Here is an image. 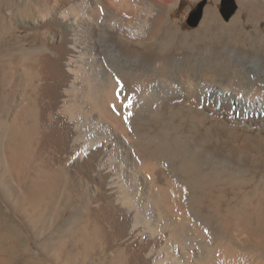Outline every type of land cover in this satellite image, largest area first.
Masks as SVG:
<instances>
[{
  "label": "bare ground",
  "instance_id": "bare-ground-1",
  "mask_svg": "<svg viewBox=\"0 0 264 264\" xmlns=\"http://www.w3.org/2000/svg\"><path fill=\"white\" fill-rule=\"evenodd\" d=\"M175 2L0 0V22L9 20L10 31H43V44L27 42L31 47H20L19 53L33 51L22 59L32 60L40 70L29 80L42 86L38 97L47 103L58 136L79 142L64 158L101 187L103 206L97 203L100 212L92 210L89 216H101L104 222L94 224L97 232L108 249L119 250L110 264H264V233L255 246L246 236L233 242L225 220L214 225L208 213H196L201 203L197 193L210 191L224 177L243 183L255 178L259 161H249L247 155L257 153L263 159L264 138L229 131L231 142L240 139L241 146L229 157H219L220 148L213 151L211 144H202L193 127L207 120L200 107L264 125V0H238L240 9L230 21L206 7L192 32L171 21ZM116 81L124 85L122 93ZM129 87L135 110L132 122L125 123L112 106L121 95L128 99ZM79 96L98 116L82 139ZM11 116L10 136L20 140L6 148L14 162L26 149L23 128ZM148 118L161 122L152 128ZM33 123L35 130L42 125L36 117ZM217 129L209 135L218 134ZM45 130L47 138L53 137L50 127ZM119 136L139 138L140 145L135 150L123 146ZM135 155L142 157L137 170L129 163ZM49 178L44 188L34 182L37 192L52 191ZM260 183L264 186V175ZM258 201L263 208L264 192ZM245 202L240 204L243 210L254 201Z\"/></svg>",
  "mask_w": 264,
  "mask_h": 264
},
{
  "label": "rangeland",
  "instance_id": "rangeland-1",
  "mask_svg": "<svg viewBox=\"0 0 264 264\" xmlns=\"http://www.w3.org/2000/svg\"><path fill=\"white\" fill-rule=\"evenodd\" d=\"M225 1L231 2L230 5L233 3L232 8L227 4V15L223 10ZM206 7L215 8L225 21H230L240 9V4L238 0H176L170 10L171 21L183 31L192 32L199 27ZM194 14H199V20L192 25L189 19ZM0 28V264H110L114 253L119 250L108 249L105 238L97 232L94 224L104 222L101 216L94 219L89 216L92 210H100L97 203L103 206L99 193L101 187L97 181L87 176L83 168L76 167L73 162L69 163L70 160L66 161L64 158L74 148L72 145H78L79 142L72 144L58 136V126L49 121L47 103L38 97L42 86H37L38 81L32 85L29 80L40 73V70L32 60L22 59L23 54L19 53L20 47H31L27 42L43 44V40L39 38L43 31L37 30L33 34L31 29L25 27L10 31L9 20L0 22ZM243 45L247 47L246 44ZM27 54L23 56L27 57ZM115 84L122 93L124 85L117 81ZM131 92L130 89L128 99L121 95L122 100L112 106L119 110L125 123L132 122L135 110ZM79 98L82 100V107L78 117H82V122L78 126V133L82 139L90 132L91 120H97L98 116L90 103L80 96ZM200 109L207 120L205 124L192 125L202 144H211L213 151L220 148V152L217 151L219 157H229L234 147L241 146L240 139L231 142V132L258 134L264 138V125L229 119L210 108ZM12 114L15 115V126L23 128L25 139L22 144L26 149L20 159L14 162L10 161L6 151L9 143L20 141L10 136ZM34 117L42 123L38 124L36 130L32 126ZM148 121L152 128L161 122L153 118H148ZM101 125L109 124L101 122ZM44 126L51 128L53 137L47 138L44 135ZM214 128H218V134L209 135V130ZM229 131L231 132L228 134ZM129 139L120 137L123 146H130L135 150L140 145L139 138L134 139L135 141ZM237 142L239 143L236 144ZM236 153L246 157L244 151L238 150ZM247 156L249 161H259V168L254 170L255 178L250 179L249 183H243L236 178L231 181V177H224L210 191L197 193L201 203L196 207V213L199 216L208 213L209 223L214 225L225 220L224 224H229L231 230L228 234V238L232 237L230 240L237 242L246 236L250 239V244L255 246L257 237L264 233V207L261 208L258 204L260 195L264 192V186L260 183L264 175V158L259 159L257 153ZM116 158H119L118 153ZM141 159L140 155H135L129 163L137 170ZM129 170L134 171L131 168ZM49 177H53L52 191L37 192L38 185L34 182H40L44 188V184L50 181ZM247 199L254 201L253 206L243 210L240 204H246ZM70 227L73 228L72 231ZM260 248L264 254V246Z\"/></svg>",
  "mask_w": 264,
  "mask_h": 264
},
{
  "label": "water",
  "instance_id": "water-1",
  "mask_svg": "<svg viewBox=\"0 0 264 264\" xmlns=\"http://www.w3.org/2000/svg\"><path fill=\"white\" fill-rule=\"evenodd\" d=\"M199 20V14H194L193 16H191V18L189 19V23L194 25L197 23V21Z\"/></svg>",
  "mask_w": 264,
  "mask_h": 264
},
{
  "label": "trees",
  "instance_id": "trees-1",
  "mask_svg": "<svg viewBox=\"0 0 264 264\" xmlns=\"http://www.w3.org/2000/svg\"><path fill=\"white\" fill-rule=\"evenodd\" d=\"M229 1H231V0H229ZM230 3H231V2H230ZM230 3L225 1V3H224V9H223L224 12L226 11L225 8H227V4L230 5ZM232 6H233V3L229 6V8H230V7L232 8ZM225 14L227 15L228 12H225Z\"/></svg>",
  "mask_w": 264,
  "mask_h": 264
}]
</instances>
